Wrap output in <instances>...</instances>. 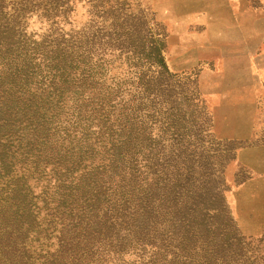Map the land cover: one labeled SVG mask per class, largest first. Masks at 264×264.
Here are the masks:
<instances>
[{
  "label": "rangeland",
  "instance_id": "374dc122",
  "mask_svg": "<svg viewBox=\"0 0 264 264\" xmlns=\"http://www.w3.org/2000/svg\"><path fill=\"white\" fill-rule=\"evenodd\" d=\"M172 1L0 0V41L13 37L0 49V94L17 81V93L43 95L48 131L44 146L3 141L0 264H264V70L252 61V77H228L203 51L176 50L194 47L198 28L169 20ZM124 127L135 147L122 165L142 184L164 174L168 194L203 193L200 226L175 227L171 196L164 233L80 242L62 200L78 177L102 172L110 130ZM108 195L100 215L118 197Z\"/></svg>",
  "mask_w": 264,
  "mask_h": 264
},
{
  "label": "trees",
  "instance_id": "16d2710c",
  "mask_svg": "<svg viewBox=\"0 0 264 264\" xmlns=\"http://www.w3.org/2000/svg\"><path fill=\"white\" fill-rule=\"evenodd\" d=\"M7 33L0 32V40ZM7 39L4 38L0 41V49L12 47L13 37L9 38V43H7ZM163 48L164 43L158 40L152 46V51L166 70L164 60L161 57ZM66 58L64 56L60 63L66 62ZM11 74L15 73L12 72ZM17 86V81H15L9 87V93L2 91L0 94V168L2 169L7 168L9 145L3 143L6 137H10L14 133L19 134V143L25 142L26 146H44L48 138V131L40 114L42 103L45 100L43 95H38L33 91L24 94L17 93ZM113 131L114 129H111L109 135L110 147L108 150L110 157L108 163L101 166L102 172H98L99 168H96L88 174L78 177L77 183L69 187L71 190L69 195L62 200L63 204L71 200L72 204L68 208L75 206V216L80 223L78 228L80 230L78 234L81 237L80 242H90L94 237L107 236L116 229L119 230L118 232L124 231L122 240L131 238L127 234L146 236L152 230L164 233L169 225V198L171 196L174 208L172 217H174L175 227L180 230L186 222L196 224L199 222L200 226L202 217L211 211L205 208L202 203L206 196L201 192L194 191L183 192V194L176 191L168 194V184L164 174L153 176L152 179H154L151 182L148 180H145L144 184L139 182L132 168V163L128 162L124 166L122 165L124 159L133 157L130 155L135 147L133 130L124 127L118 132L117 130ZM104 148L106 149V147ZM62 158L65 159V155ZM126 165L133 171L127 173ZM96 175H100L101 178H97ZM181 182L182 179H176L175 184L182 187ZM110 191L117 192L118 197L100 215V205L104 201L109 202L111 200L112 195H108ZM210 201L214 205V200ZM81 202H85V206H80ZM133 203H137L134 208H132ZM20 212L17 210L14 214L18 215ZM25 214L29 216V213ZM180 222H182L181 226ZM196 232L195 229L191 231L192 234Z\"/></svg>",
  "mask_w": 264,
  "mask_h": 264
},
{
  "label": "crops",
  "instance_id": "0c3cea01",
  "mask_svg": "<svg viewBox=\"0 0 264 264\" xmlns=\"http://www.w3.org/2000/svg\"><path fill=\"white\" fill-rule=\"evenodd\" d=\"M175 3L169 20L198 28L194 47L176 46V50L203 51V64L226 66L228 77H252V61L264 70V0L172 1Z\"/></svg>",
  "mask_w": 264,
  "mask_h": 264
}]
</instances>
